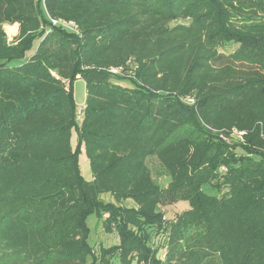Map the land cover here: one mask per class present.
Returning <instances> with one entry per match:
<instances>
[{
    "label": "trees",
    "instance_id": "trees-1",
    "mask_svg": "<svg viewBox=\"0 0 264 264\" xmlns=\"http://www.w3.org/2000/svg\"><path fill=\"white\" fill-rule=\"evenodd\" d=\"M114 263L264 264V0H0V264Z\"/></svg>",
    "mask_w": 264,
    "mask_h": 264
},
{
    "label": "rangeland",
    "instance_id": "rangeland-1",
    "mask_svg": "<svg viewBox=\"0 0 264 264\" xmlns=\"http://www.w3.org/2000/svg\"><path fill=\"white\" fill-rule=\"evenodd\" d=\"M5 29L8 33L9 41H12L14 36L18 33V25H6ZM16 33V34H15ZM15 34V35H13ZM236 47H230L229 49L233 51ZM36 49V48H35ZM33 49V53L35 51ZM31 52V53H32ZM122 84L124 85H129L128 81H122ZM73 95L77 107V122L80 123L82 119V111L83 107L86 103V95H87V88H86V83L83 80H77L73 84ZM226 139V140H225ZM224 140L227 141H234L237 142L239 141L238 138H225ZM78 139H77V133L75 128L72 130V146L74 149H78V154H77V159L79 163V168L81 175L83 178L87 181H91L93 176H92V170L90 167V162L88 159V156L86 154L85 146L82 145L80 148L78 147ZM77 151V150H76ZM149 166L152 169L153 177L154 179L162 186H168L170 179L167 176L164 168L161 166L160 163L156 159H151L149 161ZM107 200H111V198L106 197ZM182 206L189 207L187 202H181L180 203ZM125 205H130L129 203H125ZM182 209L181 207H176V208H170L166 209L168 213V217L172 216L176 211ZM87 224L90 228V244L95 246L96 251L99 252L101 247L109 248L114 245H118L120 242L119 236L113 232V233H106L104 228H103V222L98 218L96 213H93L89 215L87 218ZM162 259L165 258V255H161ZM116 264V263H114Z\"/></svg>",
    "mask_w": 264,
    "mask_h": 264
},
{
    "label": "built area",
    "instance_id": "built-area-1",
    "mask_svg": "<svg viewBox=\"0 0 264 264\" xmlns=\"http://www.w3.org/2000/svg\"><path fill=\"white\" fill-rule=\"evenodd\" d=\"M53 25H61V26L70 28V29L78 32L77 26L74 23H72V22H66V21L58 20V21H53ZM111 72L117 73L118 70H112ZM244 135H245L244 132L234 131L232 133V136L231 137L232 138L236 137V138H238V140H240L241 142H243L244 141Z\"/></svg>",
    "mask_w": 264,
    "mask_h": 264
}]
</instances>
